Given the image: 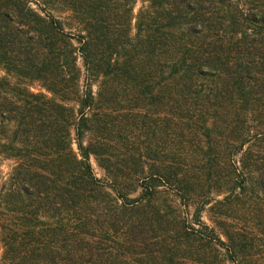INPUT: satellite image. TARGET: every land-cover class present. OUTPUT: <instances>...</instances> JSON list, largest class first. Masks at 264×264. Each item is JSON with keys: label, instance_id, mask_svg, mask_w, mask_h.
<instances>
[{"label": "trees", "instance_id": "trees-1", "mask_svg": "<svg viewBox=\"0 0 264 264\" xmlns=\"http://www.w3.org/2000/svg\"><path fill=\"white\" fill-rule=\"evenodd\" d=\"M216 247L264 264V0H0V264Z\"/></svg>", "mask_w": 264, "mask_h": 264}, {"label": "rangeland", "instance_id": "rangeland-1", "mask_svg": "<svg viewBox=\"0 0 264 264\" xmlns=\"http://www.w3.org/2000/svg\"><path fill=\"white\" fill-rule=\"evenodd\" d=\"M92 165H93V168H94V171L96 173V175L98 177H103L104 176V172L103 170L98 166V164L96 163L95 159L92 158ZM218 248V247H216ZM217 256V259H216V264H231L228 259H227V254L224 250H222L221 248H218L217 249V252H216V255ZM256 258V257H255ZM219 260V261H218Z\"/></svg>", "mask_w": 264, "mask_h": 264}]
</instances>
